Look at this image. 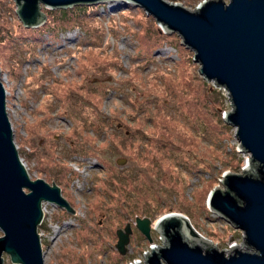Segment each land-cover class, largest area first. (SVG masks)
I'll return each mask as SVG.
<instances>
[{"label": "rangeland", "instance_id": "obj_1", "mask_svg": "<svg viewBox=\"0 0 264 264\" xmlns=\"http://www.w3.org/2000/svg\"><path fill=\"white\" fill-rule=\"evenodd\" d=\"M176 1L195 10L208 0ZM83 6L87 15L65 29L56 28L61 9L43 6L46 21L34 28L14 0H0V68L22 163L32 180L56 183L75 210L49 203L39 230L45 264H145L151 247L165 244L157 222L170 213L187 215L226 254L253 251L208 203L250 157L225 119L234 110L228 92L206 81L195 52L143 9H65ZM50 20L55 33L39 32ZM138 217L152 220L153 243ZM128 224L122 255L117 231Z\"/></svg>", "mask_w": 264, "mask_h": 264}, {"label": "water", "instance_id": "obj_2", "mask_svg": "<svg viewBox=\"0 0 264 264\" xmlns=\"http://www.w3.org/2000/svg\"><path fill=\"white\" fill-rule=\"evenodd\" d=\"M26 27L46 21L42 11L106 2L133 4L167 33H177L195 52L206 81L228 91L233 111L225 119L237 128L240 149L249 154L243 174L228 171L208 198L212 211L244 233V245L226 254L187 216L170 213L157 222L164 245L152 246L145 264H264V0H208L195 10L176 0H14ZM123 165L125 159L117 161ZM28 191V192H26ZM70 214L75 210L61 188L32 180L14 140L0 68V264H45L39 227L42 203ZM136 228L153 243L152 220L136 218ZM156 230V229H155ZM131 225L117 231L116 248L127 253ZM135 264H142L136 262Z\"/></svg>", "mask_w": 264, "mask_h": 264}, {"label": "trees", "instance_id": "obj_3", "mask_svg": "<svg viewBox=\"0 0 264 264\" xmlns=\"http://www.w3.org/2000/svg\"><path fill=\"white\" fill-rule=\"evenodd\" d=\"M86 6V5H85ZM86 7H77V8H73V9H61L58 11V21H57V24H56V28L57 29H65V28H68V25L72 23V19H74V21H77V16H78V13L79 14H84V15H87V12L85 11ZM47 11V15L50 16L54 13V11H50V10H46ZM56 23V21H55ZM52 25H55L53 23V20H50V22L47 23V26L45 27H40L38 29L39 32H44V31H53L54 32V28L51 27ZM49 28V29H48ZM157 38V37H156ZM20 155H22L20 153Z\"/></svg>", "mask_w": 264, "mask_h": 264}, {"label": "built area", "instance_id": "obj_4", "mask_svg": "<svg viewBox=\"0 0 264 264\" xmlns=\"http://www.w3.org/2000/svg\"><path fill=\"white\" fill-rule=\"evenodd\" d=\"M227 91V90H226ZM228 92V91H227ZM229 94V93H228ZM23 160V159H22ZM48 209V208H47ZM47 209L46 210H42L43 211V215H44V217H43V221H42V224L40 225V226H42L43 224H44V221L46 220V218H49V213H48V211H47ZM55 225H57V224H55ZM48 226L49 227H53L52 226V223H49L48 224ZM45 229H46V225H45ZM47 229H48V227H47ZM39 230H40V227H39ZM39 234H40V237H42L43 236V233H40V231H39Z\"/></svg>", "mask_w": 264, "mask_h": 264}, {"label": "bare ground", "instance_id": "obj_5", "mask_svg": "<svg viewBox=\"0 0 264 264\" xmlns=\"http://www.w3.org/2000/svg\"><path fill=\"white\" fill-rule=\"evenodd\" d=\"M247 166H249V163H247ZM49 203H47V202H43L42 203V210H46L47 208H49ZM53 231L56 229H59L60 227H58V225H54L53 227ZM45 236V235H44ZM41 240H42V237H41Z\"/></svg>", "mask_w": 264, "mask_h": 264}]
</instances>
